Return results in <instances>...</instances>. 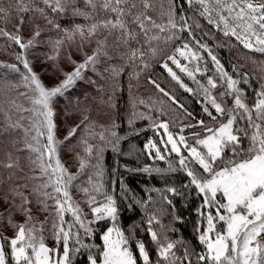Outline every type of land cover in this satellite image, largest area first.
<instances>
[{
	"label": "snow or ice",
	"instance_id": "obj_1",
	"mask_svg": "<svg viewBox=\"0 0 264 264\" xmlns=\"http://www.w3.org/2000/svg\"><path fill=\"white\" fill-rule=\"evenodd\" d=\"M184 3L187 8L178 0H83V9L78 6V0H15L14 8L0 4V19L5 23L12 18L13 11L19 14V24L13 31L0 27L5 48L16 46L19 49L13 53L15 63H0V68L7 69L0 82L6 85L8 95L6 107L0 112L3 117L0 138H6L0 139V146L10 143L14 147L23 141V148L16 149V153L26 152L32 171L40 173L24 178L29 182L38 181L31 193L39 210L48 213L45 221L37 225L33 200L20 191L21 187L27 188L28 183L9 189L11 202L4 197L5 203H10L6 218L8 226L15 231L10 238L0 231V264H75L80 254L85 255L86 264H264V60L246 58L259 71L258 87L252 88V96H249L248 89L241 85L251 87L253 77L240 73L235 65L232 68L235 75L230 74L205 41V37L215 41V33H219L226 39H234L249 52L264 54V0H184ZM68 12L90 23L87 27L76 25L74 29H62L54 17ZM37 17L52 29L63 32L64 38L51 41L55 56L48 59L58 57L65 40L74 41L77 35L81 38L78 50L93 37H103L96 39L97 47L92 55L85 54L83 63L72 61L73 70L64 73V79L52 86L44 84L27 58L28 50L41 42L43 34L39 24L29 25V21ZM29 26L34 31L23 35V30ZM109 39L114 40L117 50L126 49L121 59L126 56L128 63L139 61L141 69L150 66L146 56L159 57L160 66L180 89L191 95L202 94L201 111L207 117V120L196 119L176 96L151 78L148 82L170 104L162 98H149L151 103L148 104L144 99L133 97L127 118L130 130L138 135L136 122L149 121L160 139H149L144 150L151 160L165 161L168 167L146 165L126 170L162 178L183 173L186 178L180 187L153 189L160 194L159 201L151 196L146 201L136 200L145 209L147 227L142 230L155 245V260L146 243L137 237L135 228L141 225L127 232L118 226V197L103 179L105 151L111 149L119 155L121 142L127 139L119 134V124L113 118L115 88L106 99L99 101L95 111L99 119L93 118L86 108L79 122L69 127L65 140L83 133L80 137L83 154L77 153L74 158L78 174H73L60 158L57 98L82 78L83 69L95 66L101 55L108 57ZM222 46L216 45L217 48ZM202 52L210 58L214 76H206L208 67ZM68 59H72L71 55ZM174 68L197 88L189 87ZM107 70L118 76L123 66L113 65ZM8 73L17 74L19 79L9 80ZM197 74H204L206 83L197 79ZM131 78L138 80L139 72L133 73ZM217 88L221 90L216 92ZM21 97L27 99L31 107L19 103ZM141 105L156 116L138 111ZM168 111H178V115L162 119ZM177 120L179 131L173 132L171 126L176 125ZM5 156L4 168L22 171L19 155L5 151ZM14 175L10 173L8 179ZM81 176H86V180L77 183ZM112 183L114 185L115 181ZM74 188L83 194L82 200L73 198L71 190ZM193 191L200 201L195 209L197 223L194 226L199 249L190 247L183 238L173 239L169 235L177 231L174 224L184 223V218L175 214L173 198L187 199ZM127 192L121 183V196L126 198ZM81 204L90 211L85 212ZM150 205L155 207L148 211ZM13 210L25 217L23 222L12 221ZM165 215L171 216L167 225L162 221ZM67 216L71 219H66ZM102 222L110 224L101 230L102 244L87 243L94 238L96 227ZM45 231H50L55 246L46 244ZM6 247L10 252H6Z\"/></svg>",
	"mask_w": 264,
	"mask_h": 264
},
{
	"label": "trees",
	"instance_id": "obj_2",
	"mask_svg": "<svg viewBox=\"0 0 264 264\" xmlns=\"http://www.w3.org/2000/svg\"><path fill=\"white\" fill-rule=\"evenodd\" d=\"M27 2V0H25ZM184 8L187 5L184 0H178ZM0 4L4 7H9L10 5H15V0H0ZM78 6L84 8L83 0H78ZM191 14V13H189ZM51 15V13H50ZM27 20L28 17L26 16ZM54 19L61 25L62 29H74L76 25H83L87 27L90 21L85 20L81 16H73L71 12L64 15H56ZM203 23V21H202ZM19 24V14L15 11L12 12V18L5 23L3 19H0V27H5L9 32L14 30V27ZM39 24L43 29L41 42L34 48L28 50L27 58L33 64L34 70L43 76H49L51 80L61 82L64 79V73L71 72L74 68L72 61L76 63H83L85 54L92 55L94 49L97 47L96 39L103 38L102 36L93 37L91 42L83 43L82 50H78V46L81 44V38L79 35L75 37L74 41L65 40V43L61 46L59 56L54 59H48L50 56H55V53L51 47V41L57 38H64L62 31H57L52 29L51 26L47 25L43 19L34 18L29 21V25ZM30 31H34L33 28L25 27L23 30V35L28 36ZM187 34L185 33V36ZM205 41L209 44L211 48L214 49L215 54L221 60V63L225 66L226 70L232 73V68L235 65L240 73H247L251 79V87L248 85H241L242 88L248 89V95L252 96V88L258 87L259 71L255 68V65L251 63L247 57H252L257 60H264V54L249 52L239 45L234 39L224 38L219 33H215V41L205 37ZM217 44H222V47L217 48ZM133 48L136 47L135 44L132 45ZM19 49L16 46L12 48H5V41L0 38V63H15L14 52ZM126 49L120 47L117 50L115 42L113 39L108 41V57L101 55L99 62L95 65H89L87 68L82 70V78L76 80V82L70 86L68 90L65 91L63 96L57 98V103L55 104L57 117L56 122L60 125V130L63 131L62 137L58 140L60 142V158L62 162L70 169L73 174H78V163L74 159L77 153L83 154L82 146L80 144V137L83 135L79 132L77 136L73 137L71 140H65L67 132L70 126H74L81 119V114L86 108L90 110L93 114V118L99 119L95 115L96 108L99 104L101 98L106 99L108 95L114 94V102L116 108L112 110L113 118L119 124L117 131L121 136H126L127 139L121 142V153L117 155L112 152L111 149L105 151L103 156V166L105 170L104 183L109 188V190L114 189L112 194L118 197L120 206V217L118 221V226L124 229L126 232L133 230L134 226L141 225V228H135L137 237L142 239L150 250V254L155 260L156 253L154 251L155 245L151 243L150 237L142 229L146 228V215L145 209L141 208L136 200H147L149 196L155 201H159L160 194L153 191V189H164L166 186L175 185L180 187L182 182H186V178L183 173L170 174L167 177H161L159 175L153 174L149 176L143 172H129L126 169H137L143 168L144 166H155L166 169L168 167L165 161H153L151 160L146 151L144 150V145L149 139L159 140V136L152 130L149 126V121L140 119L136 122L135 128L139 130L137 135L135 132L130 130L127 123V118L131 112V103L133 97L137 99H144L148 104L151 100H156L162 98L167 101L166 97H162V94L157 92L152 84H150L149 78L156 80L160 83L161 87L169 90L177 100L184 105L188 111H190L196 119L203 118L207 120L206 116H203L201 111V96L191 95L180 89L178 85L167 75L166 71L160 66L161 59L158 57L156 59H149L147 56L145 59L150 65L147 69H141L139 66V61L135 63H128L127 57L121 59L122 53ZM205 60L207 61L208 71L206 76H214L215 70L212 66L210 58L207 53H201ZM71 55L72 59L69 60L68 57ZM110 57V58H109ZM121 67L123 66V71L118 76H113V74L108 71L111 66ZM203 62L201 67L203 68ZM95 67V70L93 68ZM174 67V66H173ZM62 70V71H61ZM184 82L194 90L197 85L190 80L186 75L179 73ZM21 71L23 68L21 66ZM7 69L0 68V78L4 76ZM139 72V79L131 78L133 73ZM235 75V74H233ZM206 76L204 74H197V79L206 83ZM7 78L9 80H18L19 76L15 73H8ZM56 83V82H55ZM6 85L0 82V112L6 107L5 101L8 98L5 92ZM221 89L217 88L215 91L219 92ZM23 91V89H21ZM151 98V100L149 99ZM19 103H22L25 107H31L30 102L23 97L19 98ZM229 106H231V101H228ZM174 109L175 106H172ZM138 111L146 112L150 115L156 116L155 112H149V109L141 105ZM178 115V111H168L167 115L162 117V119L174 118ZM0 115V119H2ZM15 118V114H14ZM191 119V118H189ZM188 121L186 120L185 123ZM195 123V120L191 121ZM173 132L179 131V120L177 124L171 126ZM161 131V130H160ZM6 139V138H0ZM23 148V141L21 140L14 147L10 144H4L0 146V201H4V197H8V201L12 200V196L9 192L14 186L24 185L28 183V187H21L20 191L33 200V212L43 215L42 220L48 216L47 212L40 211L38 206L35 205V197L31 193L32 186L38 181H27L24 177L27 176H39V171H32L27 160V153L21 152L16 153V149ZM5 151H11L14 155H19L21 157L19 161V167L22 171L17 169H6L2 166L3 161L6 160ZM154 154V153H153ZM174 156V154H173ZM15 173L11 180L8 179L10 173ZM86 180V176H81L80 181L77 183H83ZM113 180L115 184L113 185ZM121 183H123L124 188L128 190L127 197H122L120 193ZM73 198L77 201L82 200L83 194L77 189H72ZM20 201H17L19 203ZM173 203L176 206V215H180L184 218V223H176L174 227L177 228L175 233H169L173 239L183 238L186 240L190 247L199 249V244L196 239V234L194 226L197 223V215L195 209L197 208L200 201L198 200L195 192L193 191L187 199L183 197L173 198ZM6 207L10 206V203H6ZM185 205H187L185 207ZM81 207L85 212L90 210L86 205L81 204ZM155 205H150L148 211H151ZM9 209V208H8ZM15 211V210H13ZM171 211V209H169ZM19 213V212H17ZM22 216L21 213H19ZM89 218H91L89 216ZM66 219H71L67 216ZM164 224H168L171 221L170 215H165L162 217ZM51 223V221H49ZM49 223V225H50ZM48 225V226H49ZM110 226L107 222H102L100 227H96V235L92 240L86 241L87 243H95L96 245L102 244L100 240V234L102 229ZM50 231L47 234L46 241L49 242L52 239ZM54 242V240H52ZM6 252H9V248L6 247ZM138 255V252H137ZM75 264H86L85 255H77Z\"/></svg>",
	"mask_w": 264,
	"mask_h": 264
},
{
	"label": "rangeland",
	"instance_id": "obj_3",
	"mask_svg": "<svg viewBox=\"0 0 264 264\" xmlns=\"http://www.w3.org/2000/svg\"><path fill=\"white\" fill-rule=\"evenodd\" d=\"M185 62V61H182V63ZM37 71V70H35ZM38 72V71H37ZM41 76V79L42 81L44 82L45 85L47 86H52L54 84H58L59 82L57 81H54L55 79L51 80V78L49 76H43V75H40ZM56 82V83H55ZM162 132V130H161ZM63 135V131L59 129V132H58V140L62 137ZM160 139V137H159ZM11 202V201H10ZM6 203H4L3 201H0V231L3 232V235L6 236V237H12L14 235V229L10 228L8 226V220H7V210L8 208L10 207H6ZM33 215L35 216L36 218V223L37 225H39L40 222H43L42 218H43V215H40L39 213H35L33 212ZM11 219L12 221L15 223V222H23L25 217L22 215L20 216L19 213H17L16 211H13L12 212V216H11ZM50 223V222H49ZM50 226V225H49ZM47 227V226H46ZM49 231H45L43 233V235L45 236V238H47V234H48ZM46 244H48L50 247L52 246H55V241L53 242L52 240L47 242L45 241ZM62 250V249H61ZM9 252H10V249H9Z\"/></svg>",
	"mask_w": 264,
	"mask_h": 264
}]
</instances>
